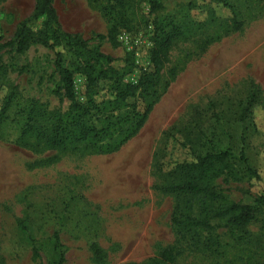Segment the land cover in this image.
<instances>
[{"label":"rangeland","instance_id":"obj_1","mask_svg":"<svg viewBox=\"0 0 264 264\" xmlns=\"http://www.w3.org/2000/svg\"><path fill=\"white\" fill-rule=\"evenodd\" d=\"M109 1L54 4L66 31L87 39L104 36L91 43L114 58L125 82H136L143 70H153L155 19L170 15L208 24L170 46L162 95L144 126L119 150L104 155L84 144L51 149L17 143L22 112L31 100L55 111L67 110L69 102L52 92L58 80H49L53 50L34 45L22 55L3 52L0 105L13 87L17 97L0 129V264H39L34 247L49 264L55 233L66 253L64 264L143 262L174 244L175 198L157 189L155 160L168 139L172 159H192L184 146L188 133L213 138L218 148L231 152L230 168L215 180L220 204L253 203L264 193V0H161L153 12L150 0H134L135 19L142 22L132 30L119 29L116 40L109 39L101 12ZM34 6L35 0H0L1 42L13 37ZM75 81L84 100L85 78L76 74ZM251 82L259 88L258 98L241 120ZM105 86L96 91L104 94ZM170 131L174 138L166 136ZM246 161L257 175L245 170ZM18 219L27 220L31 235L18 229ZM263 222L261 215L243 230H229L224 221H213V229L201 230L198 240L182 242L177 262L264 264ZM93 245L103 250V260Z\"/></svg>","mask_w":264,"mask_h":264},{"label":"trees","instance_id":"obj_2","mask_svg":"<svg viewBox=\"0 0 264 264\" xmlns=\"http://www.w3.org/2000/svg\"><path fill=\"white\" fill-rule=\"evenodd\" d=\"M150 3L152 12L161 7V0H150ZM101 12L108 23L111 40H116L119 29L132 30L142 22V18L140 21L135 19L134 0H110L101 6ZM39 20L42 23L35 29L33 24ZM207 24L191 19L177 20L170 15L155 19L151 56L153 70H143L136 82H125L124 73L113 65L114 58L104 53L99 44L91 43L103 39V35L87 39L81 34L66 31L54 0H35L32 15L19 23L11 39L0 41V70L5 68V50L16 55L25 54L34 45L53 50V73L49 80L53 81L55 76L58 80L52 92L60 99L68 100L69 106L65 111H55L38 100H31L22 112L23 123L17 143L22 146L43 145L51 149L84 144L94 154L116 152L141 130L160 99L164 79L162 71L170 46L194 34V31L204 29ZM76 74L85 78L87 92L84 100L78 97ZM102 85H106L104 94L96 91ZM251 86L247 102L240 108L241 120L251 113L258 98V86L254 82ZM16 89L13 87L0 105V129L15 102ZM165 134L174 138L171 131ZM187 135L184 146L191 151L192 159H172L169 148L173 143L168 139L155 160L159 177L157 189L175 198L171 226L177 240L172 245L159 248L154 256L143 262L128 264H178L183 253L182 242L188 237L192 241L198 240L201 230L213 229V221H224L229 230H243L264 215V193L253 203H219L222 195L217 191L215 180L230 168L231 152L218 148L213 138L207 141L201 134L194 138L189 133ZM241 155L244 157L243 153ZM245 170L257 175L247 161ZM17 226L21 232L31 235L26 219H18ZM52 245L49 264H64L66 253L62 250L58 233L54 234ZM93 247L97 258L103 260V250L97 245ZM33 251L39 264H44L39 249L34 247Z\"/></svg>","mask_w":264,"mask_h":264}]
</instances>
